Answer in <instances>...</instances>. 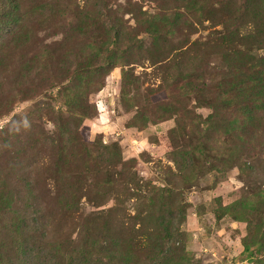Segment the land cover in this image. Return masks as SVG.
Masks as SVG:
<instances>
[{
  "label": "rangeland",
  "instance_id": "obj_1",
  "mask_svg": "<svg viewBox=\"0 0 264 264\" xmlns=\"http://www.w3.org/2000/svg\"><path fill=\"white\" fill-rule=\"evenodd\" d=\"M250 1L0 0V264H264V111L216 88Z\"/></svg>",
  "mask_w": 264,
  "mask_h": 264
},
{
  "label": "trees",
  "instance_id": "obj_2",
  "mask_svg": "<svg viewBox=\"0 0 264 264\" xmlns=\"http://www.w3.org/2000/svg\"><path fill=\"white\" fill-rule=\"evenodd\" d=\"M250 2L253 4L252 12L249 15L251 20L249 23H251L252 28L245 23L246 25L231 33L232 35H223L219 44L227 65L225 71L217 75L216 88H219L221 91L220 97L224 102V106L227 103L233 107L236 105L238 99L235 108H237V118L240 120L243 118L250 119L256 113V111L252 112L249 109V100L253 101L254 109L264 111V103L261 102V100L263 101V95L258 92V90L264 91V56L256 58L254 55H251V48H247V51H244L235 47L239 40L245 41L244 45H249L252 42L254 44L262 42L261 40L260 42L257 41V38H261V33L264 32V0H251ZM247 27H249V33H244L243 30ZM223 33L218 32L217 35H222ZM190 79L191 75H187L183 80V82L186 81L184 88L190 94H195L199 87H192ZM191 87L192 89H190ZM213 104H215L214 101L208 103L215 111ZM165 111L166 109H163L159 114L163 115ZM144 120L150 121L147 118ZM183 154L186 155V153ZM84 263L88 262L84 260Z\"/></svg>",
  "mask_w": 264,
  "mask_h": 264
}]
</instances>
